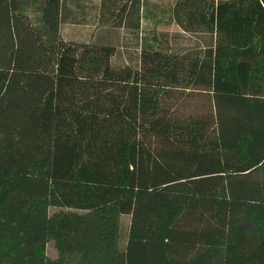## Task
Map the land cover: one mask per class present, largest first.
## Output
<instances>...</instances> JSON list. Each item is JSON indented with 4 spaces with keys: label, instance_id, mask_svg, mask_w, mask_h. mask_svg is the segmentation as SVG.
<instances>
[{
    "label": "trees",
    "instance_id": "1",
    "mask_svg": "<svg viewBox=\"0 0 264 264\" xmlns=\"http://www.w3.org/2000/svg\"><path fill=\"white\" fill-rule=\"evenodd\" d=\"M23 1L0 0V264H264V0H174L203 41L152 30L118 66L61 36L78 0H35L41 26ZM103 5L140 34L143 0Z\"/></svg>",
    "mask_w": 264,
    "mask_h": 264
},
{
    "label": "rangeland",
    "instance_id": "2",
    "mask_svg": "<svg viewBox=\"0 0 264 264\" xmlns=\"http://www.w3.org/2000/svg\"><path fill=\"white\" fill-rule=\"evenodd\" d=\"M101 1L78 0L75 4L69 3V18L60 25V33L68 41L92 42L100 40L115 44L118 47V52L113 58L115 66L136 63L139 38L144 36L150 38L152 30L159 34L163 47L170 51H180L186 45L199 44V41H203L201 37L181 34L179 27L170 20V7L174 0H143L145 11L141 16V31L138 35L129 28L115 26L116 24L110 20L108 24H105L106 19L114 18L110 15L108 5L101 6ZM21 7V10L28 15L35 26H41L39 2L25 0ZM144 13H147V16ZM175 95L181 94L176 93ZM193 108L189 107L190 110ZM128 221V216L120 217V245L124 243ZM46 253L50 257L56 255L52 241L46 244Z\"/></svg>",
    "mask_w": 264,
    "mask_h": 264
}]
</instances>
